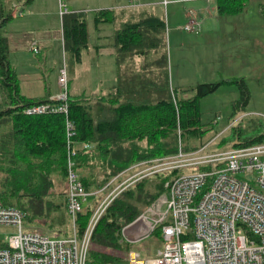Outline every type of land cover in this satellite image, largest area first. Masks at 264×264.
<instances>
[{"label": "trees", "instance_id": "16d2710c", "mask_svg": "<svg viewBox=\"0 0 264 264\" xmlns=\"http://www.w3.org/2000/svg\"><path fill=\"white\" fill-rule=\"evenodd\" d=\"M247 0H217L221 14L243 10ZM0 6V201L25 213V222L34 231L54 237L73 232L68 209V150L64 115L27 116L31 106L52 103L50 88L44 97L33 99L21 91L20 80L10 61V48L4 29L13 19ZM112 11L99 12L96 22H113ZM166 24L150 17L138 23H127L116 33L120 57L136 54L151 60L146 65L164 82L151 81L148 75H136L121 81L115 96L104 97L96 109L86 98L69 95V118L76 125L78 148L76 169L86 190L97 193L77 215L76 230L82 238L98 206L104 200L103 190L117 176L133 165L174 157L183 149L185 131L203 133L200 102L222 86H236L240 97L233 103L231 120L245 114L250 91L244 79H222L203 83L191 89L194 95L175 103L169 83L167 53L154 60L151 53L164 42ZM66 53L73 61L80 59L89 40L88 22L81 13L63 18ZM162 75V76H161ZM156 79V78H155ZM149 82V83H148ZM130 90V91H129ZM188 92V90L184 91ZM251 122V121H249ZM244 123V120L243 122ZM241 123V124H242ZM240 125V124H239ZM264 126L249 134L243 126L233 128L223 139L227 149L264 143ZM238 141V144H234ZM90 144L92 149L78 146ZM176 172L147 176L124 190L107 208L93 232L89 263L119 264L124 261L129 243L122 231L134 222L148 206L165 192V183ZM31 229V230H32ZM30 230V229H29ZM0 242V247H5ZM131 249V248H130Z\"/></svg>", "mask_w": 264, "mask_h": 264}, {"label": "built area", "instance_id": "2783aa9c", "mask_svg": "<svg viewBox=\"0 0 264 264\" xmlns=\"http://www.w3.org/2000/svg\"><path fill=\"white\" fill-rule=\"evenodd\" d=\"M140 3L141 0H129V7H138ZM65 13L66 10L62 15ZM199 28L200 23L191 21L185 30L198 32ZM33 52H38L36 43ZM58 84L60 94L52 97V103L28 107L24 114H61L66 118L68 209L73 232L62 237L25 232V213L0 201V228L10 233L3 242L6 246L0 247V264H98L88 261L93 232L107 208L124 190L150 175L200 168L203 170L167 181L165 192L123 229L122 238L131 245L158 232L163 240V248L155 257H146L133 248L128 263L264 264V143L213 154H205L208 145L192 153H185L180 147L174 157L133 165L103 189L108 190L125 177L98 206L84 236L79 238L77 215L97 193L86 190L76 169L77 128L69 118V74L65 65ZM173 98L177 103L176 93ZM242 121L241 116L233 124ZM82 149L88 151L92 146L83 144Z\"/></svg>", "mask_w": 264, "mask_h": 264}, {"label": "crops", "instance_id": "0c3cea01", "mask_svg": "<svg viewBox=\"0 0 264 264\" xmlns=\"http://www.w3.org/2000/svg\"><path fill=\"white\" fill-rule=\"evenodd\" d=\"M178 1L189 5L187 12L192 16L189 23L191 21L200 23L198 32H188L184 28V31L192 36H186L185 42L180 44L183 54L181 70L189 69L193 74L198 75L201 67L205 66L212 75H220L226 79H245L247 82L253 79L259 84L264 80V0H247L243 10L234 14H221L217 0L212 2L172 0V2ZM166 4H169L168 0H165L164 4L163 0H141L138 7L130 8L129 0H0V6L5 14L11 13L14 17L5 27L4 35L8 41L10 61L19 77L22 93L33 98L36 96L30 91L33 86L44 92L42 88L44 81L40 78L41 71H38V66L31 65L32 59L28 56H41L43 52L51 50L54 39L47 37V31L55 29L57 25H61L60 36L64 50V65L69 74L70 97L86 98L89 102L94 99L104 101V97L115 96L119 86L121 87V81L129 80L136 75L149 74V78L153 71L146 68V65L151 60L134 53L120 57L115 37L116 33L127 23H138L150 17L164 21L160 17L161 14H158V9ZM15 10L19 13L18 18L15 16ZM65 10L66 13L62 15ZM103 11L114 12L115 21L97 23L96 15ZM76 13L83 14L88 22L89 40L87 47L81 52L80 59L75 62L66 53L63 18ZM203 16L206 19L202 18ZM91 21L98 30L97 44H90ZM50 23L54 25L50 26ZM208 23H211L210 28L206 30L205 24ZM108 25L114 26V32L106 36V31L100 28ZM193 33H196L195 36ZM208 34L219 35V39L216 40L218 44H206L207 47H213L215 50L210 52L206 59L197 52L195 54L185 53L186 48H194ZM35 43L38 47L37 53L33 52ZM46 55L48 56V53ZM154 58V60H159L158 55ZM37 61L40 65L41 61ZM21 65L25 66V71H20L19 66ZM30 65L31 69H28ZM36 67L37 73L32 74ZM155 72L159 75L160 70H155ZM184 78L177 79L178 85L183 84L177 88L183 92L186 90L192 92L190 90L195 87L186 86L184 82L189 79ZM193 78L198 80L194 76ZM77 79L84 83L77 86L75 82ZM95 80L99 83L98 88L91 83ZM106 82L109 85L107 89L104 88ZM44 89L46 92V86ZM50 91L52 97H56L52 89ZM173 93L176 91L172 90ZM193 95L194 93L190 96ZM253 98L252 95L250 102ZM238 143L236 141L234 144ZM78 147L82 148L81 145Z\"/></svg>", "mask_w": 264, "mask_h": 264}, {"label": "rangeland", "instance_id": "374dc122", "mask_svg": "<svg viewBox=\"0 0 264 264\" xmlns=\"http://www.w3.org/2000/svg\"><path fill=\"white\" fill-rule=\"evenodd\" d=\"M169 4L164 5L158 9V14H161V18L166 22V31L164 34V42L157 50L158 57L164 56L167 53L168 60H169V53H170V65H169V83L172 90L176 91L178 100H181L183 97H187L192 95V92H183L179 88L177 79H182L185 77L186 80L185 85H189L191 87H196L203 83H215L219 82L222 79H226L223 76H216L212 75L210 70L207 67H201L199 74H193L189 69L188 70H181V60H182V49L181 43L185 42L186 36H192L190 33L184 31V28L187 24H189L191 15H188L187 12L189 5L185 2H172V0H168ZM165 0H163V4ZM15 16L18 18L19 13L15 10ZM206 19V17H202ZM91 20V19H90ZM205 23V22H204ZM209 24V25H208ZM205 24L206 30L210 28V24ZM54 25V23H50V26ZM61 25H57L55 29H50L47 31V37L50 39L53 38L52 48L49 52H43L41 56L31 55L28 56L32 59L33 66H38V71L40 78L44 81L43 90L45 92L44 87L52 89L53 94L58 96L60 94V88L58 85V79L60 75V71L63 69L64 66V50L63 44L61 41V32H60ZM106 31V36L112 34L114 32V26L108 25L105 27L100 28ZM49 32V33H48ZM108 34V35H107ZM192 34V33H191ZM194 36L196 33H193ZM90 44H97L98 43V30L95 28L94 23L90 22ZM219 39V35L216 34H208L206 35L200 44H196L194 48H186L184 51L187 54H199L202 58H207L208 54L212 51H215L213 47H207L206 44H218L216 40ZM106 42V40H105ZM108 44V43H106ZM169 49V51H168ZM166 52V53H165ZM48 53V56L46 55ZM155 51L151 53V56H155ZM210 55V54H209ZM216 55V53H215ZM48 57V58H47ZM41 61L40 62L37 60ZM155 59V58H154ZM185 59V58H184ZM210 60V57H208ZM187 63V61H185ZM31 65L28 69H31ZM20 71H25L26 68L24 65L19 66ZM36 70V71H35ZM37 73V67L34 68L32 74ZM161 71L159 72V74ZM162 74V73H161ZM162 76V75H161ZM193 76L198 79L195 80ZM189 77V78H188ZM149 79V82L156 81V82H164L160 76L155 73L150 74V77H145ZM156 78V79H155ZM245 80V79H244ZM77 86L79 84L84 83V81H80L77 79L75 81ZM148 82V83H149ZM250 95L254 96L253 101L249 102L247 106L244 107V111L246 112L243 114L242 118L245 120L244 123L238 125L233 124L234 120H231L232 111H233V103L237 101L240 97L239 89L232 85V86H222L215 94L209 95L203 98L200 102V111H201V129L203 133H190L185 131L183 134V138L181 139V143L183 144V151L185 153H192L200 150L203 147H207L205 154H213L227 150V147L223 144V139L231 135V130L233 128H244L245 131H248L249 134L254 133L256 129H259V125L261 128L264 126V80L259 84L256 83L255 80L251 79L248 82L245 80ZM94 87L98 88V81L95 80L91 82ZM98 83V84H97ZM190 83V84H189ZM194 83V84H191ZM107 84V85H106ZM108 82L105 83L104 88L107 89ZM41 87V86H40ZM189 87V88H191ZM97 90V89H96ZM95 90V91H96ZM33 95V98L44 97V92L38 89L36 86L31 87L30 90ZM109 97V96H108ZM251 101V98H250ZM93 109H96L97 104L107 105L104 102L99 100H91L88 102ZM109 105V104H108ZM107 105V106H108ZM238 118V117H237ZM251 121V122H249ZM217 122V123H216ZM243 122V121H242ZM230 125V126H229ZM232 127V128H230ZM230 128V129H229ZM264 131V129L262 130ZM222 134L221 136H218ZM236 142V141H235ZM203 168L200 169H182L176 172L177 176H182L188 173H196L202 171ZM122 178V180H124ZM118 182L111 186L108 190L104 191L102 195L103 199H105L114 189L120 184ZM93 202L94 198L90 197L89 202ZM104 201V200H103ZM25 232L34 231V229L30 228L28 223L25 222ZM30 229V230H29ZM32 229V230H31ZM9 230L5 228H0V242H5L6 237L9 235ZM50 237H54L53 234L48 235ZM131 248V249H130ZM136 248L144 253V256L153 258L156 256L157 252L163 248V240L161 233L158 232L152 237L147 240L142 241L136 245H128V249L124 255V261L120 262L119 264H129L128 263V254L133 249Z\"/></svg>", "mask_w": 264, "mask_h": 264}]
</instances>
